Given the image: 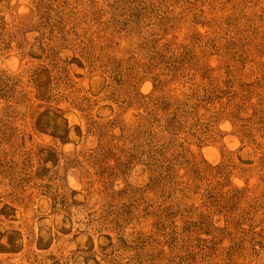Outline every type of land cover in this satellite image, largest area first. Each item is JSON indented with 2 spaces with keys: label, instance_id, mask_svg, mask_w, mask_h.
<instances>
[{
  "label": "rangeland",
  "instance_id": "1",
  "mask_svg": "<svg viewBox=\"0 0 264 264\" xmlns=\"http://www.w3.org/2000/svg\"><path fill=\"white\" fill-rule=\"evenodd\" d=\"M0 264H264V0H0Z\"/></svg>",
  "mask_w": 264,
  "mask_h": 264
}]
</instances>
